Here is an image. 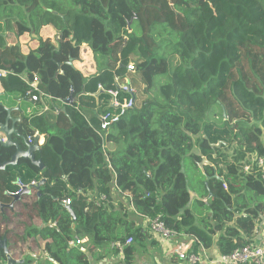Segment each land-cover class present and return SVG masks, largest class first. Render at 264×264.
Here are the masks:
<instances>
[{
	"label": "trees",
	"instance_id": "16d2710c",
	"mask_svg": "<svg viewBox=\"0 0 264 264\" xmlns=\"http://www.w3.org/2000/svg\"><path fill=\"white\" fill-rule=\"evenodd\" d=\"M72 2L74 8L59 0H0V70L12 72L0 78L2 97L21 106L28 136H45L66 186L32 189L24 240L46 242L44 264H91L119 255L135 264L148 240L157 244L124 203L113 205L116 186L138 215H161L169 229L195 239L194 252L203 246L230 254L249 245L264 225V180L244 171L247 157H264V0ZM44 26L57 30L58 48L41 38L39 50L25 55L20 40ZM163 31L172 49L167 56L158 52ZM84 49L99 67L88 79L69 65ZM35 75L49 96L36 103L22 79ZM125 76L136 90L135 106L102 131L100 117L119 113L108 91ZM203 157L209 164L204 173L195 166L193 190L184 166ZM42 179L30 162L7 167L0 172V205L13 202L20 183ZM76 237L87 240L83 250L69 245ZM129 238L134 243L126 245ZM24 257L23 264L34 262L31 254Z\"/></svg>",
	"mask_w": 264,
	"mask_h": 264
},
{
	"label": "crops",
	"instance_id": "0c3cea01",
	"mask_svg": "<svg viewBox=\"0 0 264 264\" xmlns=\"http://www.w3.org/2000/svg\"><path fill=\"white\" fill-rule=\"evenodd\" d=\"M40 33L42 36H44L42 38L43 40H51L52 44H54L53 34H55L58 42L59 34L53 26H44L42 30H40ZM34 42L36 43V35L34 34L26 36L25 38L20 40V45L25 55H28L31 52L36 51L32 49L33 46H35ZM84 51L85 53H82V57H84L85 55L84 57L85 60H82V62L79 61L73 62L72 66H74L85 78L88 79L91 76L96 75L99 71V68H97L94 65L95 63H94V58L92 57V53L90 54L89 50H84ZM57 74L63 75L61 70H59ZM22 79L28 80L26 76H23ZM3 94L4 91L0 84V103H2L3 106L8 109H15L12 114L13 117L21 118L22 120V123L17 125V129L28 138L29 136L27 134V129L24 127L23 113L21 110V106L17 104H11L8 101H4V98L2 97ZM37 134L40 133H35V135ZM14 140L18 141L17 138H14ZM106 147L111 149L113 148L110 145H107ZM41 148H42V153L37 154L36 158L42 159L44 163L45 168L41 172H42V178L45 179L46 181L45 185L56 191H64L66 189V186L61 181L63 179V173L60 168L59 158L53 154L50 148L48 147H41ZM8 159L6 160L3 159L2 161H7ZM204 159L206 158L203 157L200 162L193 161V165L197 166L198 169L203 173H204V167L209 164V163L208 164L205 163L204 166H202L201 163H203ZM52 179L54 181H52ZM207 182L209 181L207 180ZM31 195H32V191L29 194L27 193L23 194L18 199L14 196L13 202L11 204L0 205V237L2 239L5 238L7 240L8 252L13 259L17 261H22L24 263L25 262L24 256L27 254H31V256H33L34 258V262L32 264H44L43 261L45 257L43 255V249L46 242L35 239H31L27 242L24 240V235H25L24 223L26 221L27 213H28V211L27 212L24 211V206L30 205V199L33 200V197H30ZM126 196L129 197V195L122 193L116 186L113 187L112 189V197L114 200L113 205L118 207L119 203H124L131 213L130 214L131 219L135 220L138 224V227L145 234H148L157 244L156 247H153L150 245V240H148L146 242L148 244L146 250L143 253L139 252L138 254H136V257H134L135 264H180V261L177 259L175 255L174 256L169 255L168 247H165L164 245L159 243V241L152 236L150 232V228L147 224V217H142L138 215V213L134 208L133 202L132 201L130 202V199L127 198ZM195 197L196 195L192 194V199H195ZM132 207L134 209H132ZM6 231L9 233L8 238L2 237V235ZM181 240L184 242L192 241L190 237H187L185 235L180 236L179 241ZM83 241L84 244L87 242V240H83ZM80 248L83 250V246H81ZM207 250L210 251V255L218 251L215 247ZM4 254L7 259V254L5 253V251ZM0 264H7V261L1 262ZM91 264H125V263H124V257L119 255L118 257H106L103 260L98 259L97 261L96 259H91Z\"/></svg>",
	"mask_w": 264,
	"mask_h": 264
},
{
	"label": "built area",
	"instance_id": "2783aa9c",
	"mask_svg": "<svg viewBox=\"0 0 264 264\" xmlns=\"http://www.w3.org/2000/svg\"><path fill=\"white\" fill-rule=\"evenodd\" d=\"M128 69L134 71V66L130 65ZM11 73V71L0 70V78H5ZM25 81L29 86L26 96L32 102L36 103L39 102L42 97H48V95L40 89V79L37 75H35L32 81ZM108 94L110 95L111 106L114 107L116 111H119V113L115 115L107 113L100 117L102 131L108 130L112 124L118 122L135 106L136 90L132 87L127 76L124 77V82L119 83L117 89L108 91ZM65 102H68V99H66ZM36 136H38L39 139V146L44 147L46 144V138L40 134L29 136L28 143L31 145L34 144ZM254 170L260 175L261 180H264V157L257 155V153L247 157L245 160L244 171L246 173H251V171ZM37 185L38 182L36 181L31 184L32 187ZM20 187L21 192L18 194H21L24 188L30 186H25L20 183ZM126 197L130 199V202L132 201L130 197ZM101 200H106V197L101 196ZM62 203L64 206L69 207L71 205V200L65 199ZM132 209L134 208L132 207ZM147 224L152 236L158 240L159 243L168 247L169 255H175L180 261V264H264V225L256 227L254 238L249 245L236 249L230 254H221L218 251H213L214 253L210 255V251L203 246H199L197 252L193 251L195 239L191 238V242L179 241L181 234L169 229L163 222L161 215L157 216L155 219L147 217ZM133 242L134 239L129 238L126 245H131ZM83 244L84 241L76 237L69 245L81 247Z\"/></svg>",
	"mask_w": 264,
	"mask_h": 264
},
{
	"label": "water",
	"instance_id": "95a60500",
	"mask_svg": "<svg viewBox=\"0 0 264 264\" xmlns=\"http://www.w3.org/2000/svg\"><path fill=\"white\" fill-rule=\"evenodd\" d=\"M69 65H73L72 59H70ZM99 96L100 94L96 97L98 98ZM14 110L8 109L0 103V171L6 170L9 166H16L22 161L30 162L35 168L43 171L45 166L42 159L36 158L37 154L42 153V148L38 144V136L35 137L34 144L28 143V138L17 129V125L22 123V120L21 118L13 117ZM14 138H17L18 141H15ZM6 156L9 159L2 161ZM203 162L208 164L207 159H204ZM219 179L223 180V178ZM64 181H68L67 177H64ZM45 182V179H42L37 186L24 188L22 193L15 197L18 199L25 193H31L32 189L38 190ZM206 184L209 185V182H206ZM68 211L73 215L71 207H68ZM0 249L7 254V264H23L22 261H17L9 255L7 240L5 238L2 239L0 237Z\"/></svg>",
	"mask_w": 264,
	"mask_h": 264
},
{
	"label": "rangeland",
	"instance_id": "374dc122",
	"mask_svg": "<svg viewBox=\"0 0 264 264\" xmlns=\"http://www.w3.org/2000/svg\"><path fill=\"white\" fill-rule=\"evenodd\" d=\"M60 1H61V3L63 4V6L65 8H74V6L72 5L73 4L72 0H59V2ZM162 28L163 27H161V26H157L156 29H158V31L161 32L162 31L161 30ZM35 35H36V43L34 42L35 43V46H33L32 49L33 50H39L40 40L44 36H42L41 33H35ZM167 35L168 34L165 33V32L164 33H161V34H158V41H159L160 45L163 44V47H161V49L158 51L160 55H166L167 56L171 52V50H172L169 47L170 44H169L168 36ZM53 42H54L53 45L55 47H57L58 46V42H57V39H56V35L55 34H53ZM84 50H89V49H84ZM162 50H163V52H161ZM89 51H90V54H91L92 53L91 50H89ZM164 52L167 53V54H164ZM83 53H85V51ZM84 57H85V55H84ZM84 57H81V59H80L79 62H82V60H85ZM92 57L94 58V63H95L94 65L97 68H99L98 67V62H97V60H95V57H94L93 53H92ZM157 82H158V84L159 83H165V80L164 79H158ZM213 114H214L213 111H212V113H209L205 121L211 120L213 118ZM217 114H219V111L218 110H217ZM217 121H219L221 123V119L218 118ZM201 164H202V166H204L205 162H203ZM184 172L186 174V177L188 179V182L190 183L191 188L193 190H196L197 189V185H198V178H197L196 173H198V172L196 171V167L193 165V162H191L190 159L186 162V164L184 166Z\"/></svg>",
	"mask_w": 264,
	"mask_h": 264
}]
</instances>
